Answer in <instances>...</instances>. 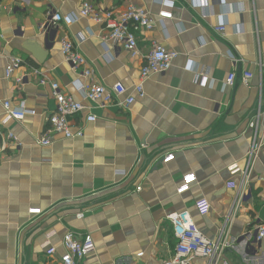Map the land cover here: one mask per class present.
Returning <instances> with one entry per match:
<instances>
[{
	"label": "crops",
	"instance_id": "obj_1",
	"mask_svg": "<svg viewBox=\"0 0 264 264\" xmlns=\"http://www.w3.org/2000/svg\"><path fill=\"white\" fill-rule=\"evenodd\" d=\"M83 1L0 0V119L3 100L35 111L6 122L4 130L16 140L3 146L0 137V264H58L69 230L78 239L89 233L95 243L78 264H159L176 245L166 216L182 210L205 236L226 242L218 264H264V240L256 241L252 232L264 217V72H257L258 63L264 67V0H210L204 10L192 0H171L166 7L155 0H89L116 11L132 4L153 14L154 28L136 31L135 57L90 19L69 25L51 19L52 13L77 15ZM162 9L173 17L160 22ZM220 23L223 34L214 30ZM62 39L77 47L94 81L107 89L121 83L133 95L153 42L179 54L170 69L145 79L144 98L129 107L122 105L124 97L105 106L90 103L97 120L85 124L82 137L53 134V143L43 146L38 141L55 100L34 70L77 100V83L88 80L63 60ZM27 41L44 51L42 62L23 48ZM13 57L22 63L7 78ZM193 69L208 80L201 83ZM232 71L234 84L224 87ZM246 71L255 75L243 81ZM255 116L259 151L240 196L241 177L226 168L233 162L244 167ZM168 153L174 158L163 163ZM188 173L197 182L178 194ZM200 198L210 203L204 216L195 208ZM35 208L41 213L30 214ZM48 240L56 249L51 256ZM191 264L206 260L196 257Z\"/></svg>",
	"mask_w": 264,
	"mask_h": 264
},
{
	"label": "built area",
	"instance_id": "obj_2",
	"mask_svg": "<svg viewBox=\"0 0 264 264\" xmlns=\"http://www.w3.org/2000/svg\"><path fill=\"white\" fill-rule=\"evenodd\" d=\"M112 3L113 0H98ZM158 4L164 7L172 5L171 0H155ZM194 4L206 9L210 0H192ZM206 14L205 12L203 13ZM51 19L55 22H63L67 25L71 24L78 18H87L93 22L101 24L107 31L109 38L116 45L123 48L131 57L139 54L136 31L144 29L151 31L154 28L153 14L136 5L129 4L122 11H116L114 8H102L92 1L85 0L80 5L77 15H61L60 13H52ZM158 20L171 19L172 13L166 9H162L157 13ZM214 30L220 34L225 32L223 23L214 27ZM78 40L83 41L85 37L78 35ZM60 51L63 60L69 63L72 68L80 71L81 75L88 80L84 83H77V90L82 96L81 100L73 98L71 95L63 93L59 84L51 80L46 74L39 70H34L38 76V83L48 85L52 97L55 100V109L47 118V127L39 138L38 143L47 146L53 143L52 135L60 134L64 139H73L82 137L86 123H92L97 120L94 113V108L90 103H97L105 106L111 103L114 99L123 98L122 105L129 107L136 98H144V81L154 73L165 72L172 66L173 61L177 58L178 52L173 49H167L164 46L153 42L150 52L146 55L143 65L140 69L138 83L134 85L135 94H128L127 89L121 84L116 83L111 89H107L103 84L94 81V70L87 65L86 59L78 51L77 47L68 39L60 41ZM232 63H236V58L230 51L226 53ZM22 60L20 57H13L8 61L5 68V76L8 78L12 73L18 70ZM258 74L264 72V67L257 64ZM197 80L205 83L207 75L201 71H196ZM255 75L253 72L246 71L242 74L243 81L252 78ZM236 74L232 71L226 78L224 87L232 86L235 81ZM23 77L16 79V82L22 83ZM85 101H88L85 103ZM4 110V116L0 119V137L5 140H16L11 132H6L5 124L9 119L22 120L27 114H35V111L26 109L24 103L14 106L10 100L1 101ZM76 118V119H75ZM256 119L250 122V128L254 129L253 140L245 155V165L242 167L240 163L233 162L226 168L232 176L239 175L241 177L238 185V193L240 196L244 193L245 187L248 184L249 174L252 166L257 158L259 144L257 142ZM174 158L173 153H168L162 158L163 163H167ZM118 174H123L124 171H117ZM197 182V177L194 173H188L182 177L180 186L177 188V193L181 194L191 189V186ZM139 190L140 187H137ZM239 196V197H240ZM196 211L199 215L204 216L210 210V203L205 198H200L195 203ZM30 214H40V209H30ZM77 217L81 219L83 213H78ZM166 219L170 222L172 233L176 240V245L172 256L159 264H191L192 259L199 257L206 260V264H218L224 248L227 246L225 241L219 238L210 239L205 236L197 227L194 219L189 211L182 210L168 214ZM253 233L256 241L264 240V217H261L257 224L253 226ZM49 239V238H48ZM61 245L63 253L61 254L58 264H78V262L93 252L95 243L89 233L84 234L81 238H76L73 231H67L62 238ZM46 254L54 255L55 247L50 245L49 240L45 243ZM143 253H138L137 256H142ZM224 263V261H223ZM118 264H135L128 260Z\"/></svg>",
	"mask_w": 264,
	"mask_h": 264
},
{
	"label": "water",
	"instance_id": "obj_3",
	"mask_svg": "<svg viewBox=\"0 0 264 264\" xmlns=\"http://www.w3.org/2000/svg\"><path fill=\"white\" fill-rule=\"evenodd\" d=\"M23 48L26 49L30 54H32L37 61L42 62L44 51L35 42L27 41V43L23 45ZM253 234L255 235V233Z\"/></svg>",
	"mask_w": 264,
	"mask_h": 264
}]
</instances>
